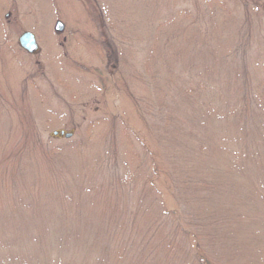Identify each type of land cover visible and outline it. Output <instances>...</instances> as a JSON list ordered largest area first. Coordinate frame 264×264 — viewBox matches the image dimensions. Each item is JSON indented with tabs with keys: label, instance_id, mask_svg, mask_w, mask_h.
<instances>
[{
	"label": "rangeland",
	"instance_id": "1",
	"mask_svg": "<svg viewBox=\"0 0 264 264\" xmlns=\"http://www.w3.org/2000/svg\"><path fill=\"white\" fill-rule=\"evenodd\" d=\"M0 264H264V0H0Z\"/></svg>",
	"mask_w": 264,
	"mask_h": 264
},
{
	"label": "water",
	"instance_id": "2",
	"mask_svg": "<svg viewBox=\"0 0 264 264\" xmlns=\"http://www.w3.org/2000/svg\"><path fill=\"white\" fill-rule=\"evenodd\" d=\"M64 30V23L62 21H58L55 24V31L60 33ZM19 44L20 46L29 52L30 54H37L40 51V46L37 42L36 36L30 32L26 31L22 33V35L19 37ZM52 137L54 138H66L69 139L73 137L74 130L67 131L65 129H59L55 130L51 133Z\"/></svg>",
	"mask_w": 264,
	"mask_h": 264
}]
</instances>
